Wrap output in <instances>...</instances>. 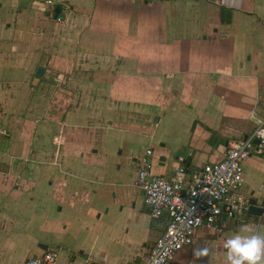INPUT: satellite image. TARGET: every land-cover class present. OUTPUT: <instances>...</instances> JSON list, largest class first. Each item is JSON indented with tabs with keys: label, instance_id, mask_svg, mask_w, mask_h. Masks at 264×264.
I'll use <instances>...</instances> for the list:
<instances>
[{
	"label": "crops",
	"instance_id": "crops-1",
	"mask_svg": "<svg viewBox=\"0 0 264 264\" xmlns=\"http://www.w3.org/2000/svg\"><path fill=\"white\" fill-rule=\"evenodd\" d=\"M260 120L264 0H0V264L40 244L56 264L145 260L167 222L134 185L147 150L156 174L184 166L190 181ZM98 125L146 150L116 168L114 140L99 160ZM244 168V193L264 205V146ZM221 227L200 228L170 264H228L225 241L264 236V215ZM211 242L216 259L198 260Z\"/></svg>",
	"mask_w": 264,
	"mask_h": 264
},
{
	"label": "built area",
	"instance_id": "built-area-1",
	"mask_svg": "<svg viewBox=\"0 0 264 264\" xmlns=\"http://www.w3.org/2000/svg\"><path fill=\"white\" fill-rule=\"evenodd\" d=\"M60 20V18H59ZM259 133V134H258ZM259 139L260 144L255 141ZM264 146V120L246 137L230 140L223 159L206 163L188 181L186 167L175 168L171 175L156 174L149 148L140 160L134 185L144 191V201L154 218H166V226L145 260L127 264H170L186 246L194 243L197 231L208 227L222 232L221 216L241 218L258 205L244 193V162ZM58 251L45 250L24 264H56Z\"/></svg>",
	"mask_w": 264,
	"mask_h": 264
},
{
	"label": "rangeland",
	"instance_id": "rangeland-1",
	"mask_svg": "<svg viewBox=\"0 0 264 264\" xmlns=\"http://www.w3.org/2000/svg\"><path fill=\"white\" fill-rule=\"evenodd\" d=\"M172 122V119L161 121L159 123L160 127H158L156 131L157 135L162 132L164 133L166 131L165 129H167L169 126H174ZM140 126L144 128L143 124H140ZM112 130V135L108 133L109 130L105 126L103 127L101 125H98V128L91 130L93 138H95V141L98 143L96 149H99L97 153L99 160L105 161V158H107V150L111 147V144H113V141L115 140L119 145L116 148V156L112 159V161L116 168H118L120 165L126 167L128 164L127 157L130 149H134L136 151H145L146 148L144 144H146V139L136 135V132H133L129 129L113 128ZM143 130L145 131V129ZM142 133L140 135H143ZM112 195H114V193H112ZM217 245V242H211V250L208 251L207 255H201V258L199 257L198 260H206L213 263V259H216L217 256V253L214 251V249L217 248ZM50 247L55 249L54 246ZM57 251L60 253L59 250Z\"/></svg>",
	"mask_w": 264,
	"mask_h": 264
},
{
	"label": "clouds",
	"instance_id": "clouds-1",
	"mask_svg": "<svg viewBox=\"0 0 264 264\" xmlns=\"http://www.w3.org/2000/svg\"><path fill=\"white\" fill-rule=\"evenodd\" d=\"M255 119V114L252 116ZM259 134V133H258ZM228 264H264V236L253 234L249 236L236 235L224 243ZM207 249L200 255H206Z\"/></svg>",
	"mask_w": 264,
	"mask_h": 264
},
{
	"label": "water",
	"instance_id": "water-1",
	"mask_svg": "<svg viewBox=\"0 0 264 264\" xmlns=\"http://www.w3.org/2000/svg\"><path fill=\"white\" fill-rule=\"evenodd\" d=\"M44 72H45V68L42 66H39L37 69V72H36V76L42 77L44 75ZM255 143L260 144L261 141L259 139H257L255 141ZM248 212H249V215H252V216H262V215H264V205H262V204L261 205H251ZM228 218L229 217L226 214H223L221 216V221H225ZM40 247L44 250H47L49 248V246L47 244H40Z\"/></svg>",
	"mask_w": 264,
	"mask_h": 264
},
{
	"label": "trees",
	"instance_id": "trees-1",
	"mask_svg": "<svg viewBox=\"0 0 264 264\" xmlns=\"http://www.w3.org/2000/svg\"><path fill=\"white\" fill-rule=\"evenodd\" d=\"M255 202V201H254Z\"/></svg>",
	"mask_w": 264,
	"mask_h": 264
}]
</instances>
